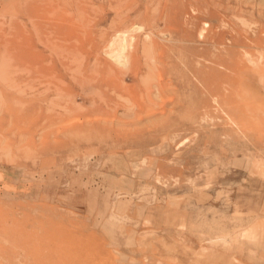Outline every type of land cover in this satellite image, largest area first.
<instances>
[{"label": "rangeland", "instance_id": "374dc122", "mask_svg": "<svg viewBox=\"0 0 264 264\" xmlns=\"http://www.w3.org/2000/svg\"><path fill=\"white\" fill-rule=\"evenodd\" d=\"M260 170L264 0H0V264H264Z\"/></svg>", "mask_w": 264, "mask_h": 264}, {"label": "bare ground", "instance_id": "6f19581e", "mask_svg": "<svg viewBox=\"0 0 264 264\" xmlns=\"http://www.w3.org/2000/svg\"><path fill=\"white\" fill-rule=\"evenodd\" d=\"M247 60V59H246ZM248 63H251L249 60H247ZM252 64V63H251ZM245 72V71H244ZM247 74H249V76H251V73H252V70L250 68H248V70L245 72ZM244 75V73H242ZM239 82H243L242 79H243V76H241L239 78ZM263 79V78H262ZM239 82H235V83H239ZM232 83V82H231ZM237 88H234L233 87V90H232V93H233V96L236 94L234 93L233 91H235ZM237 100H238V104H235V113L233 111V115H234V118L236 119V122L237 123H240V126H242L243 124V118H246L247 115L252 119L253 117V113L255 112V105H252L253 104V100L252 98H249L248 100H244V95L243 93H239L237 94ZM230 132V130H229ZM232 132V131H231ZM230 132V133H231ZM261 171V170H260ZM261 173L264 175V171L262 170ZM219 238V237H218ZM221 239L225 240L224 238L220 237ZM219 240V239H218ZM216 239V241H218ZM215 241V242H216ZM227 241V240H226ZM214 242V241H212ZM214 242V243H215ZM220 242V241H219ZM221 243V242H220ZM213 244V243H211ZM217 244V242H216ZM227 244V243H226ZM226 246V245H225Z\"/></svg>", "mask_w": 264, "mask_h": 264}]
</instances>
